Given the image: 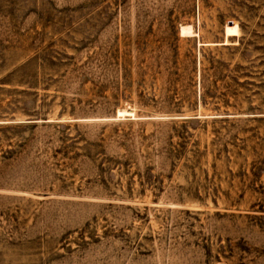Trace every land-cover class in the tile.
Returning a JSON list of instances; mask_svg holds the SVG:
<instances>
[{"label":"rangeland","instance_id":"rangeland-1","mask_svg":"<svg viewBox=\"0 0 264 264\" xmlns=\"http://www.w3.org/2000/svg\"><path fill=\"white\" fill-rule=\"evenodd\" d=\"M0 264H264V0H0Z\"/></svg>","mask_w":264,"mask_h":264},{"label":"bare ground","instance_id":"bare-ground-1","mask_svg":"<svg viewBox=\"0 0 264 264\" xmlns=\"http://www.w3.org/2000/svg\"><path fill=\"white\" fill-rule=\"evenodd\" d=\"M191 33V27L190 26H185L181 28V35H187ZM124 114H127V112H124Z\"/></svg>","mask_w":264,"mask_h":264}]
</instances>
